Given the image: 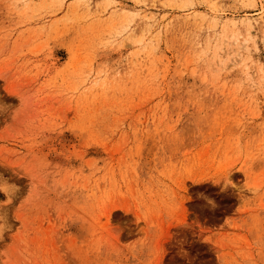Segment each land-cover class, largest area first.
<instances>
[{
  "label": "rangeland",
  "instance_id": "374dc122",
  "mask_svg": "<svg viewBox=\"0 0 264 264\" xmlns=\"http://www.w3.org/2000/svg\"><path fill=\"white\" fill-rule=\"evenodd\" d=\"M0 264H264V0H0Z\"/></svg>",
  "mask_w": 264,
  "mask_h": 264
}]
</instances>
